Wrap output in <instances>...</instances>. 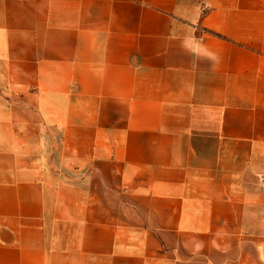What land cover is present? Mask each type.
Instances as JSON below:
<instances>
[{
  "label": "crops",
  "instance_id": "0c3cea01",
  "mask_svg": "<svg viewBox=\"0 0 264 264\" xmlns=\"http://www.w3.org/2000/svg\"><path fill=\"white\" fill-rule=\"evenodd\" d=\"M0 264H264V0H0Z\"/></svg>",
  "mask_w": 264,
  "mask_h": 264
}]
</instances>
